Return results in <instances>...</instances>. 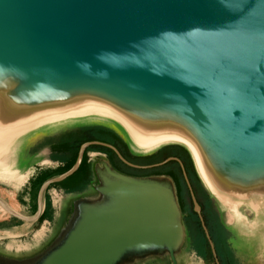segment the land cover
<instances>
[{"label":"water","instance_id":"obj_1","mask_svg":"<svg viewBox=\"0 0 264 264\" xmlns=\"http://www.w3.org/2000/svg\"><path fill=\"white\" fill-rule=\"evenodd\" d=\"M8 71L38 86H100L172 101L245 169L264 160V0H0V72ZM39 119L18 127L27 132L50 124L36 125ZM90 145L108 147L127 163L113 146L86 143L72 170L42 185L33 218L1 198L0 207L23 221L37 219L44 191L72 176ZM128 145L139 154L162 148ZM180 146L206 189L191 151ZM93 174L95 195L71 201L61 230L43 250L26 258L0 255V264H136L165 257L179 264L187 230L173 180L126 175L105 155ZM258 186L264 188L256 184L250 193Z\"/></svg>","mask_w":264,"mask_h":264},{"label":"bare ground","instance_id":"obj_2","mask_svg":"<svg viewBox=\"0 0 264 264\" xmlns=\"http://www.w3.org/2000/svg\"><path fill=\"white\" fill-rule=\"evenodd\" d=\"M90 113L119 118L146 152L167 142L188 147L206 187L234 213H239V204L256 184L264 185V160L245 169L244 163L218 149L185 106L136 98L100 86H38L29 76L12 71L0 72V178L14 177L7 155L16 138L28 129L19 125L40 117L38 124ZM253 206L258 209V205Z\"/></svg>","mask_w":264,"mask_h":264},{"label":"crops","instance_id":"obj_3","mask_svg":"<svg viewBox=\"0 0 264 264\" xmlns=\"http://www.w3.org/2000/svg\"><path fill=\"white\" fill-rule=\"evenodd\" d=\"M100 131L115 132L99 124L74 122L66 127L42 125L22 133L16 138L14 147L8 154L15 174L6 183L13 188L16 198L20 200L14 198L10 204L3 197L0 198L17 214L33 218L39 209L37 198L42 185L72 170L78 162L81 147L98 141L93 133L98 134ZM93 146L95 145L85 149L79 165L80 168L86 152L89 178L81 181L78 168L69 178L50 185L44 191L41 213L35 220L23 221L5 211L6 216L0 215L1 238L14 239L21 247L29 248L40 247L49 242L52 239V223L62 222L71 201L89 195V187L95 182L92 160L94 155L101 153H89ZM85 188L87 192H84Z\"/></svg>","mask_w":264,"mask_h":264},{"label":"rangeland","instance_id":"obj_4","mask_svg":"<svg viewBox=\"0 0 264 264\" xmlns=\"http://www.w3.org/2000/svg\"><path fill=\"white\" fill-rule=\"evenodd\" d=\"M74 122L85 125L99 124L101 126L108 127L120 135L125 141L130 143L131 146L142 150V148L137 145L130 129L119 118L114 116L105 115L102 113H90L63 118L50 122L49 125L56 127H66L67 125H71ZM36 125L39 124L37 123ZM93 134L95 137H104L96 133ZM180 145L182 144L178 142H167L161 146L169 147ZM97 152L104 154L105 150L93 148L89 153L97 154ZM173 152L175 151L165 150L158 155L147 159L129 158L131 163L144 169L128 170V173L132 174L129 176L145 178L150 177L148 176L150 173H158L167 170L168 167H162V165L174 155ZM101 154L94 155L92 160L93 164L95 161H97V158L103 156ZM7 156L5 155L4 159ZM7 180L8 179L0 178V196L11 204L12 200L16 198L17 195L13 188L6 184ZM196 188L199 189L198 193L201 195V197H205L198 183ZM86 190L87 189L85 188L84 192H87ZM207 191L211 196V200L207 202L205 198H202L204 204L208 203L206 207V216L208 219L206 226L215 245L220 264H264V188L262 186H258L254 192L249 193L248 196L239 204V213H234L231 211L228 205L218 200L208 189ZM88 194L91 196L95 195L92 186L89 187ZM16 199L18 200L19 198ZM254 204L258 205V209L254 208ZM0 209V215L6 216V212L1 207ZM191 210L192 206H190V211ZM69 213L70 209L67 210V215H69ZM231 214L233 215L232 220ZM66 216L63 220L66 219ZM54 223H52V237L57 235L63 226V221H54ZM0 226L2 225L0 224ZM186 230L187 242L183 251L178 257L179 264H216L209 242L200 222H191L190 227L186 226ZM1 236L2 234H0V238ZM47 244L48 242L40 247L35 248L21 247V244L15 242L14 239L1 238L0 255L12 258H26L40 252ZM136 264L172 263L168 257H165L148 259L144 262H138Z\"/></svg>","mask_w":264,"mask_h":264},{"label":"flooded vegetation","instance_id":"obj_5","mask_svg":"<svg viewBox=\"0 0 264 264\" xmlns=\"http://www.w3.org/2000/svg\"><path fill=\"white\" fill-rule=\"evenodd\" d=\"M98 135H102L104 137L103 138L98 137L99 140L94 142L107 144L115 147L122 155L124 160L129 164L124 163L116 154V152L108 147L95 145L93 146V148L105 150V153L103 155L106 156V158L118 171L126 175H132L128 173V170H132V169L144 170L142 168H137L139 166L131 163L129 161V158L147 159V158H152L165 150L175 151L173 152L174 155L170 158L172 160L162 165V167H168L167 170L158 173H150L148 176H166L173 180L176 189L178 203L183 214V221L187 227H190V223L195 221L200 222L201 224L199 215L195 211V206L192 197V193H193L201 208V215L207 225L208 219L206 216V211H207L206 207L208 204L207 202L211 200V198L197 175L191 155L185 148L181 146H169V147H162L160 149H157L149 153L139 154L132 151L128 143L115 132L100 131L98 132ZM86 155L87 154L85 152V158L83 159L81 167L78 170L79 178L81 179V181H86L90 175L89 164L86 159ZM197 183L200 186L205 197H201V195L198 193L199 189L196 188ZM202 198L206 199L207 204H204ZM190 206H192L191 211H190Z\"/></svg>","mask_w":264,"mask_h":264},{"label":"trees","instance_id":"obj_6","mask_svg":"<svg viewBox=\"0 0 264 264\" xmlns=\"http://www.w3.org/2000/svg\"><path fill=\"white\" fill-rule=\"evenodd\" d=\"M223 226V225H222ZM224 227V226H223ZM232 252V251H231Z\"/></svg>","mask_w":264,"mask_h":264}]
</instances>
